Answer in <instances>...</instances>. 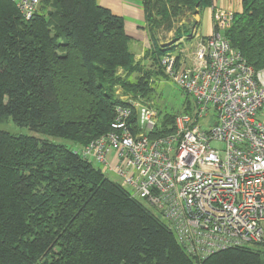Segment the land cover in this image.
<instances>
[{
  "label": "trees",
  "instance_id": "16d2710c",
  "mask_svg": "<svg viewBox=\"0 0 264 264\" xmlns=\"http://www.w3.org/2000/svg\"><path fill=\"white\" fill-rule=\"evenodd\" d=\"M44 2L50 10L24 20L0 0V122L77 145L0 129V264H264V249L246 246L191 257L164 220L76 149L110 129L115 106L129 103L120 90L144 95L152 76L166 75L158 57L168 48L151 51L156 33L188 36L196 23L175 24L212 0H141L150 47L137 61L122 18L95 0ZM241 6L224 35L264 70V0ZM184 95L151 136L173 132L175 117L192 110Z\"/></svg>",
  "mask_w": 264,
  "mask_h": 264
},
{
  "label": "built area",
  "instance_id": "2783aa9c",
  "mask_svg": "<svg viewBox=\"0 0 264 264\" xmlns=\"http://www.w3.org/2000/svg\"><path fill=\"white\" fill-rule=\"evenodd\" d=\"M24 20L41 0H9ZM215 9L212 32L193 55L167 52L164 73L192 100L173 132L151 136L152 105L117 104L110 129L77 147L83 159L120 177L131 198L165 221L197 260L228 248L264 245V70H254L225 37L233 21Z\"/></svg>",
  "mask_w": 264,
  "mask_h": 264
},
{
  "label": "rangeland",
  "instance_id": "374dc122",
  "mask_svg": "<svg viewBox=\"0 0 264 264\" xmlns=\"http://www.w3.org/2000/svg\"><path fill=\"white\" fill-rule=\"evenodd\" d=\"M43 4L46 7V10L51 9L50 5H48L49 3H46V2H44V0H41L38 10L40 9V6H42ZM191 14L183 16L182 18L184 21L183 20L178 21L175 24L176 29L181 28V24L186 22V20H188V19H190L192 21V23L194 24L195 23L194 15L196 14V12H195V14L194 13H191ZM189 31L190 32H189L188 36L185 35L180 40L175 41V42H173V41H174V38L176 37L177 32L174 30L169 31V32L163 31V32H160L158 34L156 33L155 38H157L158 42H151V47H152L151 51L156 50L157 47L155 46V43L158 45V47H162L165 45V47H167L168 49L161 51V53H160L161 58L165 55V52H170L173 54H178L179 58H181L182 60H189L190 57L193 55V50H194L195 45H196L195 36L192 33V29ZM179 42H182V43H179ZM170 46H173V47H170ZM157 51H158V48H157ZM160 56L158 57L159 60H160ZM160 65H161V62H160ZM161 67H162V70L164 71L162 65H161ZM144 69L141 66V70H140L141 73H136V75L133 77L132 80H135L139 76L144 75L145 74ZM152 77L148 80V83L150 84V87H151V89L148 93H146L144 95H142L141 93L130 94V93H123L122 90L119 89L120 90L119 94L121 96L120 99L124 102L125 101L129 102L132 100V101H139L142 103H148V104L152 105V107L154 108V110L156 112V117H155L156 123L154 125V127H155V126L159 125L160 116L163 112H173V113L175 112V113H177V111L182 109L183 103L185 102V100H187V97L184 95V92L181 91V89H179V87L172 80L167 78L166 75L164 77L163 76H159V77L152 76ZM188 98L190 100V105L188 104V105H186V107H188V106L192 107V100L190 97H188ZM255 117L257 119H262L264 117V112L257 113ZM0 129L6 130V131L13 133V134L33 135V136H37L40 138H47L50 141H53L56 143H62V144L67 145L68 147H72V148H74L77 145L76 143H73V142H71L67 139L61 138V137L44 136V135H41L39 133L33 132L30 129H28L27 127L18 126L16 124H14L11 121V119H9V118H6L0 122ZM92 165L101 170V164H98L95 162ZM103 173L112 181H116L119 183L121 180L120 177L113 172L106 171ZM142 203L148 209L152 210L147 204H145L144 202H142ZM246 248L261 249L262 250V249H264V245L263 244H250V245H247Z\"/></svg>",
  "mask_w": 264,
  "mask_h": 264
},
{
  "label": "crops",
  "instance_id": "0c3cea01",
  "mask_svg": "<svg viewBox=\"0 0 264 264\" xmlns=\"http://www.w3.org/2000/svg\"><path fill=\"white\" fill-rule=\"evenodd\" d=\"M95 1L112 14L122 18L124 30L130 37L129 49L136 61L141 60L145 50L150 47L148 34L145 30L144 10L141 0ZM241 3L242 0H212L210 5L202 8L194 15L197 36H205L212 32V14L215 9L229 10L235 14L241 11ZM197 36H195V41Z\"/></svg>",
  "mask_w": 264,
  "mask_h": 264
}]
</instances>
